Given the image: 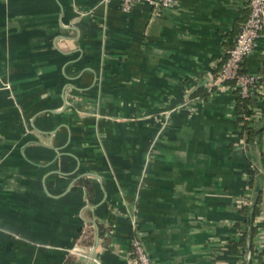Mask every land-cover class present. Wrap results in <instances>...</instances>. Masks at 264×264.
Returning <instances> with one entry per match:
<instances>
[{
	"label": "crops",
	"instance_id": "crops-1",
	"mask_svg": "<svg viewBox=\"0 0 264 264\" xmlns=\"http://www.w3.org/2000/svg\"><path fill=\"white\" fill-rule=\"evenodd\" d=\"M249 2L0 0V264H133L138 235L154 264H238L264 97L247 129L216 73ZM243 70L264 88V33Z\"/></svg>",
	"mask_w": 264,
	"mask_h": 264
},
{
	"label": "built area",
	"instance_id": "built-area-1",
	"mask_svg": "<svg viewBox=\"0 0 264 264\" xmlns=\"http://www.w3.org/2000/svg\"><path fill=\"white\" fill-rule=\"evenodd\" d=\"M139 2L140 0H120L121 9L128 12ZM148 2L160 12L162 9L176 4L177 0H148ZM249 7L250 13L242 24L233 46L228 50L225 62L218 69L216 79L224 85L227 82H234L231 86L238 90L241 97L253 95L264 97V88L260 80L262 76L241 72L246 58L255 50L258 38L264 33V0H250ZM262 117L263 112L259 108L246 119L254 122ZM245 144H247L246 141ZM247 189L249 190V188ZM249 191L251 192V189ZM247 196L246 194L242 200L244 207H250L249 205L252 204ZM133 226L136 229L135 221H133ZM253 230H255V234L251 235V239L255 237V246L251 244L250 237H247L248 241L244 247H241L238 264H264V194L259 204V215L254 221L251 219V222L238 226L237 236L246 238ZM75 250L79 251V248H75ZM128 258L133 264H154L139 235L132 238V247L128 252Z\"/></svg>",
	"mask_w": 264,
	"mask_h": 264
},
{
	"label": "trees",
	"instance_id": "trees-1",
	"mask_svg": "<svg viewBox=\"0 0 264 264\" xmlns=\"http://www.w3.org/2000/svg\"><path fill=\"white\" fill-rule=\"evenodd\" d=\"M241 72H243V73H249V72H245L243 70V66H242ZM260 80L263 81V78H261ZM227 83H231L233 85L234 82H227ZM238 95H239L238 101H237V103L234 106L235 107L234 111H235V114H236V118H237L238 121H243V123L245 125L244 127H247V129H250V127L248 126V124L251 123V121H249L246 118L249 117L250 115H252L253 112H254V108L256 107L255 98L256 97L263 98V97L262 96H257V95H253V96H250V97H241L240 94H239V92H238ZM255 206L256 207H254V209H253V215L251 216L252 219H253V217L255 215H258V213H259L258 212V209H257V204ZM246 208L247 207L244 208L245 209V211H244L245 213L248 212V209H246ZM109 228H110V226L107 227L106 230H105V228H100L101 235H104V233L107 230H109ZM253 231H252V234H254ZM82 234H83L82 237L79 239L80 245H82L83 247H92L93 246V241H94V238H93V236H94V227H93V224H88L87 227H86V229L83 231Z\"/></svg>",
	"mask_w": 264,
	"mask_h": 264
},
{
	"label": "water",
	"instance_id": "water-1",
	"mask_svg": "<svg viewBox=\"0 0 264 264\" xmlns=\"http://www.w3.org/2000/svg\"><path fill=\"white\" fill-rule=\"evenodd\" d=\"M97 226V225H96ZM99 238H100V232H99V228L97 226V231H96V238H95V245L93 246L92 250H91V253H90V256H89V259L94 255V252L98 246V241H99Z\"/></svg>",
	"mask_w": 264,
	"mask_h": 264
}]
</instances>
